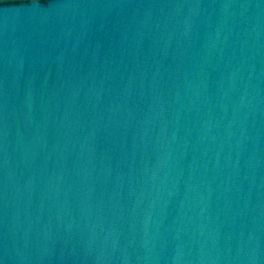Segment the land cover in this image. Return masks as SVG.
Segmentation results:
<instances>
[{"label": "water", "instance_id": "1", "mask_svg": "<svg viewBox=\"0 0 264 264\" xmlns=\"http://www.w3.org/2000/svg\"><path fill=\"white\" fill-rule=\"evenodd\" d=\"M0 264H264V0H0Z\"/></svg>", "mask_w": 264, "mask_h": 264}]
</instances>
